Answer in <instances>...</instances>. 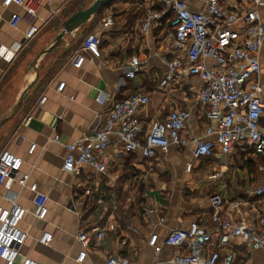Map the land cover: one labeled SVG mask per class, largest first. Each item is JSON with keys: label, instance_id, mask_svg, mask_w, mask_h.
<instances>
[{"label": "crops", "instance_id": "1", "mask_svg": "<svg viewBox=\"0 0 264 264\" xmlns=\"http://www.w3.org/2000/svg\"><path fill=\"white\" fill-rule=\"evenodd\" d=\"M4 1L0 0V121L24 95L15 114L0 126V153L9 151L21 157V172L28 173L29 182L36 183L48 197L45 220H35L30 212L32 194L28 188L10 181L0 184V205H8L5 196L11 190L18 193L17 203L27 209L20 224L28 233L20 250L22 256L39 264H108L111 257L118 259V264H163L178 251L162 245L171 230L187 228L191 221L207 228L214 226L209 198L218 193L226 200H249L251 206L243 210L248 221H254L255 209L264 201L248 196L247 191L264 184V165L256 163L261 157L246 145L234 147L225 156L203 158H194L190 148L170 146L166 153L151 159L137 153L120 158L110 154L105 172L85 165L77 172L63 169L65 145L100 127L112 101L127 97L139 85L149 96L148 105L137 114L143 131L153 121L165 120L172 108H180L191 113L184 134L203 135L206 119L195 99L202 84L198 76L185 75L174 87L155 88L166 72L158 56H174L172 30L166 22L143 34L138 29L141 17L127 21L131 4L114 2L100 9L98 19L93 14L49 49L64 20L96 0H43L34 17L25 13L32 0L10 1L8 5ZM182 1L192 11L203 9L202 0ZM230 1L231 5L232 1L241 4L245 0ZM261 1L259 11L264 25V0ZM140 7L143 12L145 1ZM12 14L21 16L15 27L8 23ZM107 15L112 16L110 25L103 24ZM30 26L37 31L25 42L24 33ZM89 32L100 33L101 42L96 50L85 52L82 65L75 68L74 51ZM133 55L138 56L141 70L129 78L128 60ZM260 64L264 83V43ZM99 91L106 94L102 105L95 100ZM44 96L46 100L38 105ZM260 96L264 101V90ZM261 122L264 129V113ZM55 135L57 141L52 140ZM32 143L36 148L28 154ZM145 203L157 206L164 218L161 224L153 226L145 221L141 214ZM79 229L104 231L102 239L92 240L81 263L75 260L80 249L75 239ZM43 231L53 236L48 245L37 241ZM153 232L158 240L150 246L148 240ZM231 245L233 264L264 263V249L254 250L239 238L233 239Z\"/></svg>", "mask_w": 264, "mask_h": 264}, {"label": "built area", "instance_id": "2", "mask_svg": "<svg viewBox=\"0 0 264 264\" xmlns=\"http://www.w3.org/2000/svg\"><path fill=\"white\" fill-rule=\"evenodd\" d=\"M10 1L19 0H5L4 3L8 5ZM42 1H30L25 13L34 17L36 7ZM202 2L201 11H192L182 0H145L146 7L138 29L147 34L161 22L171 28L174 56L169 59L165 53L158 56L165 64L166 72L155 88L174 87L185 75L198 76L202 84L195 99L206 119L203 135L184 134L191 113L180 108H172L165 120L153 121L143 131L137 114L146 108L149 96L139 85L127 97L112 101L100 127L65 145L64 170L77 172L85 165L96 172H105L110 165V154L120 158L123 154L137 153L151 159L158 153H166L170 146L190 148L194 158H203L225 156L234 147L246 145L253 154L264 157V129L261 125L264 101L260 96L264 90L260 79V51L264 43V25L259 11L262 1L245 0L241 4L232 1L231 5L230 0ZM20 19L19 14H12L8 23L15 27ZM112 23L111 15L103 20L104 25ZM36 31L35 26H30L24 33V41L28 42ZM100 42V33H87L81 46L74 51L72 66L79 68L85 59L84 53L96 50ZM140 70L138 56H131L126 75L133 78ZM105 98L106 94L99 91L95 100L102 105ZM45 100L46 97H42L38 105ZM52 140L57 141L58 135ZM35 148V143L30 144L28 154H32ZM22 162L21 157L12 152H1L0 184L10 181L27 187L32 194L30 212L33 218L45 220L48 197L38 190L36 183L29 182L28 173L21 172ZM247 195L264 201V184L250 188ZM17 197V192L8 190L5 196L8 205H0V264H39L20 254L28 237L20 227L27 209L17 203ZM209 203L212 210L210 220L214 226L207 228L191 221L187 228L171 230L162 239V245L178 251L163 264H233L235 254L231 241L235 238L254 250L264 249V202L255 209L253 222L248 221V214L243 210L251 206L249 200H226L218 193L210 196ZM141 214L153 226L161 224L164 219L157 206L151 203L142 206ZM103 236V229L96 232L79 229L75 235L80 246L76 262L83 261L94 238L102 239ZM52 237L50 232L43 231L37 241L48 245ZM157 240L158 235L153 232L148 244L155 246ZM108 264H118V259L111 257Z\"/></svg>", "mask_w": 264, "mask_h": 264}, {"label": "water", "instance_id": "3", "mask_svg": "<svg viewBox=\"0 0 264 264\" xmlns=\"http://www.w3.org/2000/svg\"><path fill=\"white\" fill-rule=\"evenodd\" d=\"M111 2H113V0H96L95 2H93L88 7L81 9V10H78V11L74 12L73 14H71L62 23V30L59 34L56 35L55 40H54V42H52L50 44L49 49L54 47L61 40V38L64 34H71L74 31H76L79 27H81L83 24H85L88 21V19L93 14H95L99 9H101L102 7L108 6ZM35 61L33 62L32 66H34ZM29 88H30V86H28L24 90V92H26ZM23 95H21L20 99L18 100L17 104L13 108L12 112L7 117H5L4 119H2L0 121V126L7 119L11 118L15 114V112L17 111L18 107L21 104Z\"/></svg>", "mask_w": 264, "mask_h": 264}, {"label": "trees", "instance_id": "4", "mask_svg": "<svg viewBox=\"0 0 264 264\" xmlns=\"http://www.w3.org/2000/svg\"><path fill=\"white\" fill-rule=\"evenodd\" d=\"M145 0H113L112 3L114 2H122V3H129L131 4V7L130 9L128 10V12L126 13L127 14V21L128 22H131L133 21L135 18L137 17H143L144 15V11L142 12V7H140L141 5H143ZM110 4V5H111ZM157 4V3H156ZM107 7V6H105ZM105 7H102L101 9L105 8ZM100 9L96 12V14L94 15V18L95 19H98V15L100 14ZM124 15V14H123ZM257 157H261L260 162L263 163L264 165V157L258 155ZM249 161V160H248ZM250 164V162H249ZM249 170L252 171L253 170V166L252 165H249ZM254 172V171H253Z\"/></svg>", "mask_w": 264, "mask_h": 264}, {"label": "rangeland", "instance_id": "5", "mask_svg": "<svg viewBox=\"0 0 264 264\" xmlns=\"http://www.w3.org/2000/svg\"><path fill=\"white\" fill-rule=\"evenodd\" d=\"M257 164L261 163L260 160L258 162H256Z\"/></svg>", "mask_w": 264, "mask_h": 264}]
</instances>
